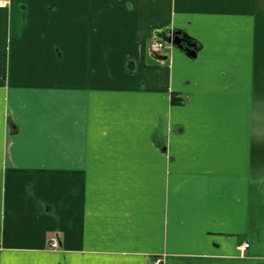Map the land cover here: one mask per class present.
<instances>
[{"label": "crops", "instance_id": "1", "mask_svg": "<svg viewBox=\"0 0 264 264\" xmlns=\"http://www.w3.org/2000/svg\"><path fill=\"white\" fill-rule=\"evenodd\" d=\"M157 260L264 264V0H0V264Z\"/></svg>", "mask_w": 264, "mask_h": 264}, {"label": "water", "instance_id": "2", "mask_svg": "<svg viewBox=\"0 0 264 264\" xmlns=\"http://www.w3.org/2000/svg\"><path fill=\"white\" fill-rule=\"evenodd\" d=\"M162 40L169 45H174L178 47H181L182 43H185L187 48H192L194 46V44H189L185 36L182 35L179 31H175L167 37H165L164 35ZM188 53L191 57H195V52L193 50H190Z\"/></svg>", "mask_w": 264, "mask_h": 264}, {"label": "built area", "instance_id": "3", "mask_svg": "<svg viewBox=\"0 0 264 264\" xmlns=\"http://www.w3.org/2000/svg\"><path fill=\"white\" fill-rule=\"evenodd\" d=\"M2 5H4V3H2ZM150 49L153 51V52H161L163 49H164V44L160 41H157V40H152L150 42ZM48 245H49V248L50 249H57L58 248V240L55 238V237H52L49 241H48ZM248 247V244L245 243L243 244L241 247H239V249L241 251H244L245 249H247ZM156 264H159L160 261L157 260L155 262Z\"/></svg>", "mask_w": 264, "mask_h": 264}, {"label": "rangeland", "instance_id": "4", "mask_svg": "<svg viewBox=\"0 0 264 264\" xmlns=\"http://www.w3.org/2000/svg\"><path fill=\"white\" fill-rule=\"evenodd\" d=\"M168 35H170V34H172V32H170V33H167ZM182 45V44H181Z\"/></svg>", "mask_w": 264, "mask_h": 264}, {"label": "trees", "instance_id": "5", "mask_svg": "<svg viewBox=\"0 0 264 264\" xmlns=\"http://www.w3.org/2000/svg\"><path fill=\"white\" fill-rule=\"evenodd\" d=\"M175 32V31H174ZM188 42V41H187ZM189 43V42H188Z\"/></svg>", "mask_w": 264, "mask_h": 264}]
</instances>
